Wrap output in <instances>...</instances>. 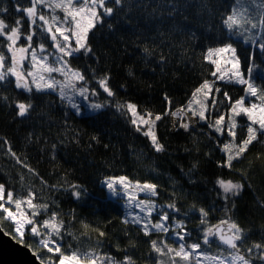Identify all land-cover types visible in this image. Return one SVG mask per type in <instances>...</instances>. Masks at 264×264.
I'll return each instance as SVG.
<instances>
[{
  "label": "snow or ice",
  "instance_id": "1",
  "mask_svg": "<svg viewBox=\"0 0 264 264\" xmlns=\"http://www.w3.org/2000/svg\"><path fill=\"white\" fill-rule=\"evenodd\" d=\"M125 33L143 67L162 74L173 62L162 45L180 37L168 50L180 49L172 79H181V68L192 77L182 98L162 86L161 108L151 104L155 83L139 78L135 62L123 63ZM101 39L108 43L98 47ZM241 43L249 46L246 58ZM113 67L123 71L122 82L113 83ZM257 69L264 72V0H0V106L11 110L10 123L30 120L37 108V118L49 121L62 110V138L48 147L51 168L43 174L26 151L47 143L35 131L38 122L15 139L0 133V158L19 168L0 173V212L10 228L0 232L38 264H264V223L246 227L240 204L250 192L249 211L264 213V194L251 177L264 170V80L257 81ZM236 86L239 94L227 90ZM101 115L122 118L142 147L129 143L125 153L95 123L91 133L74 126ZM82 134L89 150L95 144L110 153L105 168L177 150L189 164L174 161L179 178L154 165L148 178L136 168L103 174L107 197L122 208L116 227L117 218L84 214L88 189L57 159V145H78ZM45 151L39 148L41 159ZM253 232L258 239H250Z\"/></svg>",
  "mask_w": 264,
  "mask_h": 264
},
{
  "label": "trees",
  "instance_id": "2",
  "mask_svg": "<svg viewBox=\"0 0 264 264\" xmlns=\"http://www.w3.org/2000/svg\"><path fill=\"white\" fill-rule=\"evenodd\" d=\"M152 3H155V0H152ZM193 22H195V18L193 17ZM165 31H167V25H164ZM150 35V34H149ZM125 39L129 43V53L123 56V63L128 64L135 62L137 75L139 78L147 83H155L154 89L150 96L151 104H154L157 109H160L162 106L161 94L158 91L162 86H166L172 95H174L177 100L182 98L185 93V89L190 86V81L192 77L190 75H184V69H179L181 72V79L173 80L172 72L176 68L175 60L178 58L180 54V49L177 47H173L171 52H169V47L171 44L178 43L180 37L173 36L170 40H167L162 45V48L166 55L172 58V64L166 68L167 74H162L159 68L156 69L155 73L150 71L151 65L149 68L143 67V62L139 59V52L135 51L131 47L132 36L128 33H125ZM160 37H156L155 43L160 44ZM96 43V41H94ZM108 42L101 39L98 42V47L105 46ZM118 48L119 45L117 44ZM157 51H160L158 48ZM249 51V46L243 43L239 46V53L243 58H246L247 52ZM114 56H118V53H113ZM207 63V62H205ZM114 79L113 83L122 82L124 73L121 70H117L113 67ZM255 77L257 81L264 80V72L260 69L255 71ZM227 90L232 92L234 95L239 94L242 89L239 86L229 87ZM16 96L18 98L24 99L26 94L21 92H17ZM139 99H144L145 95H138ZM39 111V108L34 109L32 113V118L30 120H16L11 122L12 112L11 110L5 111L2 106H0V133L8 132L12 134L13 138H18L23 136L25 131L27 130V126L31 123H37L38 126L35 128L36 132L42 133L44 136H47V143L44 140H41L39 145H32L26 149L28 156L30 157V164L34 167H37L39 171L43 174L47 170L51 168V163L48 159V147L57 142L58 138H62V128L60 125L59 118L61 117L62 110H58L53 115L57 118L54 120H47L46 118L40 119L37 118L36 113ZM95 123L96 128H99L103 132L104 140L111 141L112 143L118 144L119 148L122 152H127V146L129 143L133 144L137 148L142 147L143 140L141 137H134L127 130L126 125L122 118H113L109 115H101L97 118L95 122H85L77 119L74 122V126L79 124L83 129L86 130V133H91L96 130L92 125ZM87 135L82 134L81 142L77 145L76 143H65L57 145V159L61 162L64 168H72L74 169V177L82 182L88 189V196L83 205L84 214H91L95 212L97 216L103 217H113L117 218L118 224V216L122 211L121 205L115 200L109 199L106 195V189L101 184L102 175L103 174H121V173H132L133 168L138 169V175L142 178L147 177V169L148 166L154 165L161 170L170 169L174 174L178 176V169L175 166V162H182L185 167L189 164L190 157L183 154L181 151H175L171 156L168 154L156 155L152 156L150 153L146 159L139 161L136 164H133L132 157H128L124 165H114L113 168H105L103 166L102 160L105 155H110V153H105L102 146H96L93 144L91 150H89L86 146ZM180 141L176 140V144H179ZM43 146L46 151L42 154L43 159H41V153L39 152V148ZM255 151V149L253 150ZM23 155V153H21ZM252 153H249L251 156ZM15 162L10 159L0 158V173L11 174L12 172H18L19 168L15 167ZM201 168L209 173L213 171V167L211 164L205 166L203 162L201 163ZM26 176V183H31L33 177L27 172L24 173ZM251 177L253 183L256 185L257 195L264 194V170L256 168L252 171ZM157 182H166L167 178L164 176H153ZM9 183H14L13 180H9ZM37 187L39 184L37 182ZM253 199V194L250 192H246L244 194L243 199L240 201L241 204V213L247 212V218L242 220L245 223V226L252 225L254 227L259 226L261 223H264V213L259 210L249 211L251 207V201ZM3 216L0 212V225L4 227L6 230H10L6 227L3 222ZM251 240L258 239V233L253 232L250 237ZM25 243H33L35 247V243L26 235ZM141 250L144 245L141 243Z\"/></svg>",
  "mask_w": 264,
  "mask_h": 264
},
{
  "label": "water",
  "instance_id": "3",
  "mask_svg": "<svg viewBox=\"0 0 264 264\" xmlns=\"http://www.w3.org/2000/svg\"><path fill=\"white\" fill-rule=\"evenodd\" d=\"M0 264H38V262L27 247L0 232Z\"/></svg>",
  "mask_w": 264,
  "mask_h": 264
},
{
  "label": "rangeland",
  "instance_id": "4",
  "mask_svg": "<svg viewBox=\"0 0 264 264\" xmlns=\"http://www.w3.org/2000/svg\"><path fill=\"white\" fill-rule=\"evenodd\" d=\"M2 213V212H1ZM2 216H3V214H2ZM3 219V218H2ZM3 222H4V224L3 225H5L6 227H8L9 228V222H7V221H5L4 219H3ZM1 224V223H0ZM10 229V228H9Z\"/></svg>",
  "mask_w": 264,
  "mask_h": 264
}]
</instances>
